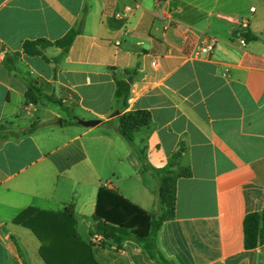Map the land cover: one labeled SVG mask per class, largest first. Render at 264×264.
Masks as SVG:
<instances>
[{
    "label": "crops",
    "instance_id": "0c3cea01",
    "mask_svg": "<svg viewBox=\"0 0 264 264\" xmlns=\"http://www.w3.org/2000/svg\"><path fill=\"white\" fill-rule=\"evenodd\" d=\"M73 28L70 47L26 54ZM136 112L130 143L120 117ZM171 161L168 263L264 264L244 235L264 210V0H0V264H159L134 236L101 245L94 214L105 187L158 215Z\"/></svg>",
    "mask_w": 264,
    "mask_h": 264
},
{
    "label": "trees",
    "instance_id": "16d2710c",
    "mask_svg": "<svg viewBox=\"0 0 264 264\" xmlns=\"http://www.w3.org/2000/svg\"><path fill=\"white\" fill-rule=\"evenodd\" d=\"M79 32V29L73 28L56 42L48 40L27 41L24 44V50L28 55L45 57L44 51L49 47H70ZM129 94L130 84L127 81H117L116 97L118 101L125 102ZM27 98L31 102L36 101L33 85L27 92ZM56 102L63 105L61 101ZM148 119L149 115L144 112L126 113L120 117L119 132L130 143H133L135 130L141 125H146ZM175 166L176 161H171L168 168L156 171V174L160 176L159 200L161 209L158 215L146 212L117 191L105 187L99 189L94 219L100 223L99 233L103 236L101 245L118 246L121 240L134 236L154 260L159 264H169L158 248L157 233L166 220L174 217L177 177L171 168ZM179 175L189 177L191 173L181 170ZM64 213L73 215L69 208L65 209ZM244 235L247 250H253L264 245V210L246 215Z\"/></svg>",
    "mask_w": 264,
    "mask_h": 264
},
{
    "label": "built area",
    "instance_id": "2783aa9c",
    "mask_svg": "<svg viewBox=\"0 0 264 264\" xmlns=\"http://www.w3.org/2000/svg\"><path fill=\"white\" fill-rule=\"evenodd\" d=\"M255 9L252 8L251 11H254ZM118 17H121L120 14L117 15ZM241 25L244 26L245 28L248 27V22L247 21H242ZM218 41L216 39H212L209 43L202 45L199 47V52L201 55L205 57H209L215 50V47L217 45ZM240 43L242 45L246 44V39L245 38H240Z\"/></svg>",
    "mask_w": 264,
    "mask_h": 264
},
{
    "label": "water",
    "instance_id": "95a60500",
    "mask_svg": "<svg viewBox=\"0 0 264 264\" xmlns=\"http://www.w3.org/2000/svg\"><path fill=\"white\" fill-rule=\"evenodd\" d=\"M78 123L85 126V127H94L101 123V120L93 119V120H83L77 119Z\"/></svg>",
    "mask_w": 264,
    "mask_h": 264
},
{
    "label": "rangeland",
    "instance_id": "374dc122",
    "mask_svg": "<svg viewBox=\"0 0 264 264\" xmlns=\"http://www.w3.org/2000/svg\"><path fill=\"white\" fill-rule=\"evenodd\" d=\"M159 207V204H158V202L156 203V207L154 208V207H151L150 208V211L151 212H155V210H157V208Z\"/></svg>",
    "mask_w": 264,
    "mask_h": 264
}]
</instances>
